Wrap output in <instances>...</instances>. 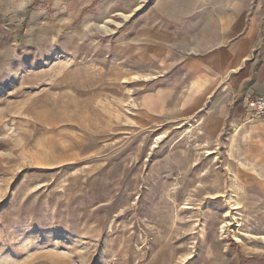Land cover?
I'll return each mask as SVG.
<instances>
[{"label":"rangeland","instance_id":"obj_1","mask_svg":"<svg viewBox=\"0 0 264 264\" xmlns=\"http://www.w3.org/2000/svg\"><path fill=\"white\" fill-rule=\"evenodd\" d=\"M172 1L0 0V264H264V0Z\"/></svg>","mask_w":264,"mask_h":264},{"label":"crops","instance_id":"obj_2","mask_svg":"<svg viewBox=\"0 0 264 264\" xmlns=\"http://www.w3.org/2000/svg\"><path fill=\"white\" fill-rule=\"evenodd\" d=\"M173 4L176 3L175 1ZM169 2V3H172ZM184 10H177L176 13H180L183 14ZM244 55V54H243ZM242 56L239 55V57ZM246 55H244L241 58H238V65H240L242 62H244L246 60ZM235 79V78H234ZM243 82V86L244 88H240L242 91H240L241 93L238 94V99H237V103L238 105L235 106L234 108V112L232 113L231 117H228L229 119L226 120H219L218 122H215L216 124V128H222L226 123H228V120H247V106L241 101V98L243 96H245L246 94H252V95H256V96H263L264 97V60L262 62V64L260 65V71H258L255 75L250 76L249 81H247L246 79L242 80ZM256 120H264V118L261 119H254ZM255 121H251V122H255Z\"/></svg>","mask_w":264,"mask_h":264},{"label":"built area","instance_id":"obj_3","mask_svg":"<svg viewBox=\"0 0 264 264\" xmlns=\"http://www.w3.org/2000/svg\"><path fill=\"white\" fill-rule=\"evenodd\" d=\"M241 101L247 106V120L264 118V97L246 94Z\"/></svg>","mask_w":264,"mask_h":264},{"label":"bare ground","instance_id":"obj_4","mask_svg":"<svg viewBox=\"0 0 264 264\" xmlns=\"http://www.w3.org/2000/svg\"><path fill=\"white\" fill-rule=\"evenodd\" d=\"M27 110V109H26ZM64 110V107H61V108H57L53 113H52V117H51V120H66V117L64 115V113H60L61 111ZM69 118V117H68ZM74 118V117H72ZM72 120V119H70ZM75 120V119H74Z\"/></svg>","mask_w":264,"mask_h":264}]
</instances>
